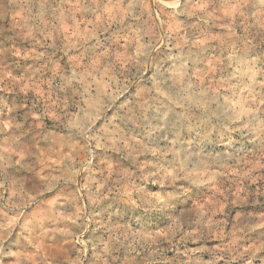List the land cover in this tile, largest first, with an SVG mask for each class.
<instances>
[{
  "label": "rangeland",
  "instance_id": "obj_1",
  "mask_svg": "<svg viewBox=\"0 0 264 264\" xmlns=\"http://www.w3.org/2000/svg\"><path fill=\"white\" fill-rule=\"evenodd\" d=\"M97 1L0 0V264H264V0Z\"/></svg>",
  "mask_w": 264,
  "mask_h": 264
},
{
  "label": "crops",
  "instance_id": "obj_2",
  "mask_svg": "<svg viewBox=\"0 0 264 264\" xmlns=\"http://www.w3.org/2000/svg\"><path fill=\"white\" fill-rule=\"evenodd\" d=\"M97 2H99V1H97ZM144 3L145 2L143 0H101L99 2V4L102 6V9H105L106 12L111 13V12L116 11L114 15H111V17L106 18V19L110 18L111 21L115 20V18H114L115 16H119L120 18L121 17L125 18V17H130V16L133 17L135 15L134 14L135 10H136L135 8H137V6L143 5ZM149 4H150V1H149ZM127 33H131V34L139 33V31L136 32L133 30H129ZM49 34L50 35H47L48 38H49V36H50V38L51 37L54 38L56 33H49ZM57 34H58V37L62 36L65 39L64 45H66V43H67L66 39L71 38V36H73V35H75V38H77L79 34H81V36H83L82 33H57ZM109 34L110 33H108V35ZM75 48H76L75 50H77L76 53L78 54L77 55L78 59H80V60H81V58L84 59L82 55L84 54L85 48L79 47V45H78V43H76V41H75ZM102 56L103 57H101L99 59H95V58L91 59V62L95 63V64H98L99 62L106 63V64H111V63L113 64L116 62V63L121 64V62L116 61V58H114V59L111 58L112 53L110 51L107 53L103 52ZM71 60H72V58H71ZM35 146L36 145L33 146V144L27 145V144L22 143L18 146V149L19 150L33 149ZM5 148L6 147L3 146L0 142V150H3ZM6 159H9V160L5 163L3 168H2L3 164L1 165V163H0V166H1L0 179H2V182L5 181V182L14 183L19 178H22L25 181L31 180L32 176H34V175L36 176V177H34L35 179H39V177H37L38 173L36 171L32 173L29 170L30 169L29 167H32L33 165L37 166V164H36L37 159L35 160L34 157H31L29 154L25 155L24 153H22L19 156H17V154H14V156L12 158H6ZM0 161L2 162V161H4V159L0 158ZM5 213H8V211L6 210ZM15 219H17V218H15ZM15 219H13V220H15ZM5 222L6 223L8 222L9 224L11 223L10 220H5ZM11 230H12L11 227H6V226L1 227V225H0V240H1V246H2L1 251L4 252L5 257L14 256V258H16L14 260L19 261L20 252H19L18 248L14 249V247H18L20 245V243L22 242L21 237H20L21 233H20L19 229H17L14 236L12 237V236H10ZM8 236L10 237L9 241H7ZM3 237H5V238L3 239Z\"/></svg>",
  "mask_w": 264,
  "mask_h": 264
}]
</instances>
